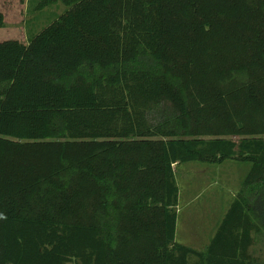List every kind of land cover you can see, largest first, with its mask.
Returning <instances> with one entry per match:
<instances>
[{
    "label": "trees",
    "instance_id": "16d2710c",
    "mask_svg": "<svg viewBox=\"0 0 264 264\" xmlns=\"http://www.w3.org/2000/svg\"><path fill=\"white\" fill-rule=\"evenodd\" d=\"M63 2L0 41V264H264V0ZM226 160L243 187L179 242L176 166Z\"/></svg>",
    "mask_w": 264,
    "mask_h": 264
},
{
    "label": "rangeland",
    "instance_id": "374dc122",
    "mask_svg": "<svg viewBox=\"0 0 264 264\" xmlns=\"http://www.w3.org/2000/svg\"><path fill=\"white\" fill-rule=\"evenodd\" d=\"M42 1H9L4 8L6 23L0 28V41L13 35L26 42L30 35L41 30L66 9L63 0H55L39 8ZM250 166L249 162L235 160L223 163L191 161L176 166V178L180 187L177 229L179 242L199 240L196 247L205 245L216 228L213 226V214L218 205L223 207L232 202L243 187ZM257 245V254L264 256V236Z\"/></svg>",
    "mask_w": 264,
    "mask_h": 264
},
{
    "label": "crops",
    "instance_id": "0c3cea01",
    "mask_svg": "<svg viewBox=\"0 0 264 264\" xmlns=\"http://www.w3.org/2000/svg\"><path fill=\"white\" fill-rule=\"evenodd\" d=\"M9 1L11 2V0H9ZM9 1L8 0H0V10H2L4 12V8L9 4ZM9 38H16V37H13V35H11ZM9 38H7V39H9ZM230 204H231V202L227 206H223V207H222V205H218L217 210L213 214V216L215 217V222H214L213 226L215 225L214 228L215 227L216 228H215V230L213 232V235L210 237V239L208 238L206 240V243H205V245L203 247L199 248V247L195 246V245H198L199 240H196V241L195 240H189V241L186 240V241L181 242V243L189 245V246H192V247L197 248V249H204L211 242L212 238L214 237V235H215L220 223L222 222L224 216L226 215V213H227V211H228V209L230 207ZM177 229H178V224H177ZM176 239H177V233H176Z\"/></svg>",
    "mask_w": 264,
    "mask_h": 264
}]
</instances>
